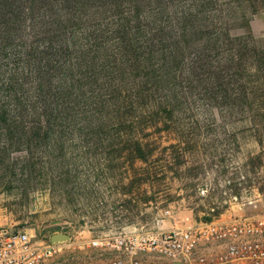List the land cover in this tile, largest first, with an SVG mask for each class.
Segmentation results:
<instances>
[{"label": "rangeland", "instance_id": "rangeland-1", "mask_svg": "<svg viewBox=\"0 0 264 264\" xmlns=\"http://www.w3.org/2000/svg\"><path fill=\"white\" fill-rule=\"evenodd\" d=\"M226 3L225 31L251 35L264 46V0ZM202 37L190 36L187 59L198 54ZM180 80L179 113L154 110L134 128L151 144L147 164L121 143L108 146V134L133 131L114 116L105 127L98 128L101 115L80 118L64 134L42 132L0 148V228L27 231L40 241L68 235L50 264H74L116 255L92 241L264 214V113L253 110L264 108L262 99L229 102L205 84ZM150 102L139 105L149 108ZM148 169L157 174L149 178Z\"/></svg>", "mask_w": 264, "mask_h": 264}, {"label": "trees", "instance_id": "trees-1", "mask_svg": "<svg viewBox=\"0 0 264 264\" xmlns=\"http://www.w3.org/2000/svg\"><path fill=\"white\" fill-rule=\"evenodd\" d=\"M230 4L0 0V148L42 132L64 134L80 118L101 115L98 128L105 127L114 116L133 131L108 134V146L121 143L147 164L151 144L134 128L151 111L179 113L182 77L229 102L264 103V46L225 31ZM198 34V54L187 59L189 38ZM143 100L149 108L139 105ZM253 110L264 113L260 105ZM145 171L149 178L157 174Z\"/></svg>", "mask_w": 264, "mask_h": 264}, {"label": "built area", "instance_id": "built-area-1", "mask_svg": "<svg viewBox=\"0 0 264 264\" xmlns=\"http://www.w3.org/2000/svg\"><path fill=\"white\" fill-rule=\"evenodd\" d=\"M181 225L163 234L92 241L94 247L116 255L74 264H264V214ZM57 245L51 238L40 241L27 231L0 228V264H50L59 252Z\"/></svg>", "mask_w": 264, "mask_h": 264}, {"label": "water", "instance_id": "water-1", "mask_svg": "<svg viewBox=\"0 0 264 264\" xmlns=\"http://www.w3.org/2000/svg\"><path fill=\"white\" fill-rule=\"evenodd\" d=\"M69 240H70V236L68 235H54L51 238V242L53 244L64 243V242H68Z\"/></svg>", "mask_w": 264, "mask_h": 264}]
</instances>
